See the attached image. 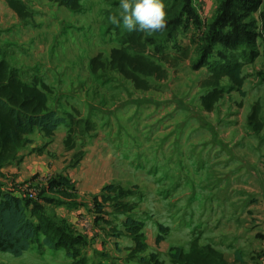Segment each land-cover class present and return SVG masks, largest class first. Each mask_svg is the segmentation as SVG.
I'll use <instances>...</instances> for the list:
<instances>
[{"label":"rangeland","instance_id":"1","mask_svg":"<svg viewBox=\"0 0 264 264\" xmlns=\"http://www.w3.org/2000/svg\"><path fill=\"white\" fill-rule=\"evenodd\" d=\"M185 2L164 0L166 27L153 33L142 32L146 53L166 72L161 78L144 77L149 84L147 89L135 88L129 79L109 66L111 48L121 46L125 33H129L108 19L112 14L118 15L120 0H82L79 11L59 6L72 25V31L64 38L63 58L78 61L77 67L83 69L74 75L77 78L63 96L69 97L66 102L70 112H60L77 129L82 124L77 126L68 113L89 121V128H83L76 136L73 154L83 150L90 138L99 134L106 144L115 148L121 162L95 172L111 178V182L127 179L126 185L115 184L129 192L116 200L115 205L112 201L104 202L98 194H77L73 183L64 179L69 187L59 188L55 184L48 193L44 188L39 189L35 194L37 200L32 197L29 201L49 200L46 207L50 215L62 207L66 198L63 191L70 193L66 207L83 209V214L77 213L75 219L87 233L91 224L80 216H90L98 235L90 237L72 228L75 243L70 250L79 251L75 256L67 255L63 248L44 246L39 237L21 255L0 251V264H80L85 258L86 264H153L150 253L160 264H172L170 253L175 247L188 251L184 246L194 239L199 245L209 243L210 232L213 235L218 221L237 214L242 192L234 184L244 181L240 176L243 166L252 162L264 166V84L257 71L260 63L264 65V59L255 58L251 65L242 68L243 94L235 90L225 92L213 110H204L200 104V96L206 91L202 81L209 75L211 63L218 60L216 51L226 52L227 48L221 45L209 49L206 38L199 44L193 26V0H189L190 10L184 9ZM177 16L180 22L170 30L172 26L168 22ZM230 30L228 27L224 31ZM243 47L238 44L229 53L240 54ZM261 48L264 50V45ZM98 53L104 66L95 71L89 66L86 73L85 59ZM202 53L206 54L205 59L196 67ZM0 55L8 56L9 50L0 48ZM237 59L242 61L240 55ZM30 74L42 80L47 73L37 67L26 71V75ZM221 85L227 89V78L221 80ZM60 91L50 88L51 104ZM94 94H98L96 101ZM256 102L260 108L259 130L248 124V115ZM38 131L41 130L34 129L30 137ZM73 154L65 169L71 168ZM55 176L50 180H61V176ZM121 203L126 206H120ZM126 216L142 223L147 244L144 251L132 250L135 243L127 232ZM59 221L67 225L64 219ZM158 223L167 229L162 231L164 239L156 243ZM140 257L146 262H141Z\"/></svg>","mask_w":264,"mask_h":264},{"label":"crops","instance_id":"2","mask_svg":"<svg viewBox=\"0 0 264 264\" xmlns=\"http://www.w3.org/2000/svg\"><path fill=\"white\" fill-rule=\"evenodd\" d=\"M19 1L28 10L23 18L9 5L8 0H0V48L6 52L9 50L8 56L0 55V57L23 71L40 67L43 72L47 73L41 77L42 81L53 90H61L55 96L53 104L50 103L48 95L49 107L55 109L59 115L63 114L60 112L61 110L65 113L70 112L67 110L66 102L69 97L63 96L68 94L69 85L73 79L77 78L74 75L82 73L83 69L77 67L78 61L71 62L67 57L65 60L63 58L64 38L72 31V25L66 19L67 13L48 0ZM219 4L220 0H193V26L197 30L200 45L207 33L211 34L215 30L221 29L218 24L215 25ZM263 4L264 0H260L256 10L242 16L238 21L239 26L244 29V34L248 30L250 22H253L254 25L253 34L248 35L254 43L253 48H248L246 44L242 43L244 47L240 54L235 55V57L241 56L244 61L243 67L251 65L255 58L264 59V50L261 48L264 45ZM236 10L238 15L240 10L238 8ZM240 12L243 13V10ZM243 40L245 41V39ZM260 40H262V45L259 44ZM221 45L220 42H215L213 48ZM229 52V49H226V53L230 54ZM218 53L216 51L217 57H220ZM90 59V57L85 59L87 61L86 73L89 72ZM73 64L75 67L72 66ZM257 71L260 74V82L264 84V65L262 63L259 64ZM97 95H93L94 101L97 100ZM67 123L68 119L66 118L63 122L64 125L57 126V130L49 142L42 131L31 136V142L19 152L20 159L11 161L0 169V183L3 190H10L16 195L25 194L27 196L28 193H33V199L37 200L35 194L41 188H44L48 193L49 181L55 175L68 178L77 189L76 193L81 196L97 195L108 183L126 185L124 184L127 183L124 182L127 181L125 178H122L123 182H111L109 180L111 178L105 177L100 172H95L96 169L116 166L121 162L115 148L106 144L99 134L92 136L86 143L80 162L74 167L65 169L76 148L70 150L65 148ZM253 166L254 169L250 170L249 168ZM242 170L243 173L240 176L244 181L234 184L242 192L241 200L238 201L240 206L238 212L234 217L225 216L221 218V221H218L219 225L214 227L213 235L210 232L211 240L207 244L216 248L227 264H264V166L252 162L247 166L244 165ZM63 200L62 207L57 208L54 213H51V216L55 219L60 218L59 220L64 219L71 229L81 231L90 237L98 235V230L92 226L91 217L80 216L82 219L86 217L87 222L91 224V228L86 229V233L80 221L75 219L77 213L82 212L83 214V209H77V206L67 208L66 205L71 199L66 196ZM37 203L49 214L46 207L47 204H50L49 200L39 199ZM189 247L190 242L187 241L184 249L187 250Z\"/></svg>","mask_w":264,"mask_h":264},{"label":"trees","instance_id":"3","mask_svg":"<svg viewBox=\"0 0 264 264\" xmlns=\"http://www.w3.org/2000/svg\"><path fill=\"white\" fill-rule=\"evenodd\" d=\"M48 1L73 11H79L82 8V0ZM8 2L21 18L28 13L26 6L19 0H8ZM259 3L260 0H220L215 25L218 24L221 29L206 34V47L211 49L215 42H220L227 49H235L238 44L244 43L246 47L252 49L254 43L249 36L251 33L253 34V22L248 24V30L244 34V29L239 26L238 21L241 20L242 16L256 10ZM183 7L190 10L191 2L186 0ZM236 8L240 11L243 10V13L239 11L237 15ZM181 12L177 15H181ZM178 16L173 21L168 22L172 26L170 30L179 24L180 18ZM228 27L231 30L224 31ZM125 35L121 46L111 48L109 66L129 79L135 88L147 89L149 84L144 77L151 75L158 78L164 77L166 75L165 69L146 53V45L141 41L142 32L125 33ZM128 50L134 52L130 53ZM203 52L207 53V51ZM218 52H220L218 53L220 57L211 63L210 73L202 81L206 91L200 96V104L206 111L213 110L225 92L235 90L240 94L244 93L242 90L245 79L242 73L244 61L237 59L232 53ZM204 53H202L196 67L203 63L205 59L203 56L206 55ZM103 66L100 53L91 57L90 67L92 71L101 69ZM224 77L229 82L227 89L221 85V80ZM49 93L50 87L38 79L36 75H26V71L10 65L8 61L0 57V169L5 164L20 159L19 152L31 142L30 135L34 129H40L49 142L57 126L65 121V116L59 115L55 109L49 107ZM259 110L258 103H254L248 115V124L254 130L261 128ZM68 117H72L77 126L82 124L80 129L73 126L72 122L66 124L67 132L64 145L67 150H70L76 147L77 134L83 131V128H89V121L75 117L70 113H68ZM83 155L82 149L75 151L69 166H76ZM60 178L61 180L57 181L55 179L50 180L49 187L52 188L55 184L59 188L69 187L65 183L69 179L63 176ZM128 192L129 190L124 189L120 184L108 183L102 187L98 196L104 202L112 201L117 205L116 200L126 196ZM63 195L71 197L70 193L65 190ZM29 199L31 198L25 194L16 195L10 190H3L0 183V251L21 255L33 241L41 237L40 242L44 246L56 249L63 248L67 255L79 254V251H71L75 243V236H72L70 232L72 229L68 225H63L62 221L60 222L47 214L37 202L29 201ZM119 205L123 207L126 206V203ZM125 226L135 243L132 250L135 252L144 251L147 244L141 231L142 223L126 216ZM157 227L159 233L155 237V242L159 243L164 239L162 231L166 230L167 227L162 223H158ZM149 258L153 259V264H160L153 253H150ZM170 258L172 264H227L216 248L211 244L199 245L196 239L190 242L188 251L175 247V251L170 253ZM140 261L144 263L146 259L140 257ZM79 262L86 264V258Z\"/></svg>","mask_w":264,"mask_h":264},{"label":"clouds","instance_id":"4","mask_svg":"<svg viewBox=\"0 0 264 264\" xmlns=\"http://www.w3.org/2000/svg\"><path fill=\"white\" fill-rule=\"evenodd\" d=\"M119 13L108 17L117 27L123 26L129 33H153L166 27L164 0H120Z\"/></svg>","mask_w":264,"mask_h":264},{"label":"built area","instance_id":"5","mask_svg":"<svg viewBox=\"0 0 264 264\" xmlns=\"http://www.w3.org/2000/svg\"><path fill=\"white\" fill-rule=\"evenodd\" d=\"M27 197L28 198H32V197H34V194L33 193H28Z\"/></svg>","mask_w":264,"mask_h":264}]
</instances>
